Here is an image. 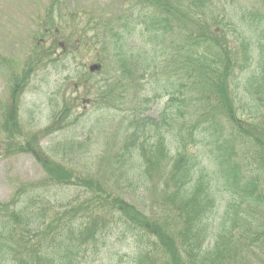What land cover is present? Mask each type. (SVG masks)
<instances>
[{
    "label": "trees",
    "instance_id": "trees-1",
    "mask_svg": "<svg viewBox=\"0 0 264 264\" xmlns=\"http://www.w3.org/2000/svg\"><path fill=\"white\" fill-rule=\"evenodd\" d=\"M56 2L46 11L43 38L56 33ZM128 13L131 21L90 19L81 28L71 16L74 27L63 41L70 49L59 51L56 39L44 49L35 44L20 76L9 78L0 103V152L31 156L41 177L0 203V264H81L115 231L134 242L135 264H244L248 254L264 264V254L255 258L258 249L264 252V0H249L231 16L213 0H142ZM133 33L157 40L151 53L124 45ZM89 48L104 55L103 76L76 75L73 89L91 95L101 115L118 118L110 135L116 171L107 175L115 185L123 180L148 195L142 210L114 191L109 178L47 155L41 133L19 123L20 99L33 72L76 52L83 57ZM11 67L0 57L1 69L11 74ZM242 77L246 95L238 94ZM147 78L168 89L155 118L142 110L151 100L143 95ZM237 143L260 174L246 175ZM67 187L78 189L81 201L59 207L61 214L39 210L50 189ZM221 192L229 200L216 216Z\"/></svg>",
    "mask_w": 264,
    "mask_h": 264
},
{
    "label": "rangeland",
    "instance_id": "rangeland-1",
    "mask_svg": "<svg viewBox=\"0 0 264 264\" xmlns=\"http://www.w3.org/2000/svg\"><path fill=\"white\" fill-rule=\"evenodd\" d=\"M248 1L213 0V3L219 10L223 7L225 15L231 16L242 11ZM52 2L53 0H0V57L11 60L12 64L11 74H8L4 68H0V103L5 101L9 78L20 76L24 65H27L28 57L36 50L35 44L38 45L37 48L44 49L52 39H56V47L59 51L70 49V45L64 44L63 41L67 39V35L74 27L69 23L71 16H75L80 28L90 19H93L95 23L100 18L103 19L102 21L121 18L131 21L128 10H133L136 3L142 0H57L53 9L54 18L57 21V34L52 29L45 36L46 38H43L40 35L44 29L46 11L50 9ZM123 23L128 26L124 21ZM233 24L239 27L236 20ZM143 28L144 26L141 30ZM236 35H238V29L232 38L235 41ZM75 39L76 37L73 40ZM124 45L134 52L151 53L152 48L157 45V40L147 35L133 33ZM89 49L90 52L84 53L83 57L76 52L73 57L64 58L54 67L43 65L33 72L26 91L20 99L19 123L24 131L36 130L41 133L40 145L47 155L78 172L109 178V182L116 188L114 191L142 210L149 206L148 195L134 185L128 186L123 180H119V183L115 185L114 179L108 177L109 170L116 171L117 163L111 160L113 155L110 153L112 148L110 135L114 134L113 126L118 122V118L111 113L101 115L103 112L95 111L91 95L85 94L80 88L73 89L76 75L87 74L90 65H100L99 62L104 59L102 52L97 53ZM82 64L86 66L83 67ZM101 71L102 68L93 75L95 81L103 76ZM247 75H249L248 71L243 76ZM144 82L146 86L143 95L146 94V97L151 100L146 107H142L143 114L145 117L155 118L168 100L165 94L168 89L163 87L162 82L155 84L151 78L145 79ZM239 82L238 94L246 95L247 91L243 86L245 78L242 77ZM76 97L74 101L76 103L72 104L68 100ZM246 98L241 105L246 104ZM65 105L69 107L68 114H59ZM115 114L120 117L119 113ZM45 130L55 131L46 135ZM112 149L115 150V146ZM236 151L237 160L249 171L246 175H250L251 172L253 177L260 174L256 169V163L251 160L250 153H245L243 145L240 146L237 143ZM247 164L250 166L247 167ZM40 177V167L31 156L13 153L8 156L0 152V203L9 202L12 197L22 193L20 190L23 186L36 184ZM77 190L73 187L50 189L42 202L39 201V210L63 213L64 209L59 207L71 200L81 201L77 198L80 194ZM226 196L222 192L216 195V216L223 214L227 203ZM24 197L26 196L22 198ZM47 201L50 202V206L46 205ZM48 215L50 217V212ZM89 250L83 256L81 264H135L134 242L126 236L122 237L121 232L115 231L109 236L101 249L97 246V249ZM257 251L255 258L261 259L264 252H260L259 249ZM249 256L250 254L246 256L250 259L244 261V264H258L254 257Z\"/></svg>",
    "mask_w": 264,
    "mask_h": 264
},
{
    "label": "water",
    "instance_id": "water-1",
    "mask_svg": "<svg viewBox=\"0 0 264 264\" xmlns=\"http://www.w3.org/2000/svg\"><path fill=\"white\" fill-rule=\"evenodd\" d=\"M92 69H97V68L94 66V67H91V70H92Z\"/></svg>",
    "mask_w": 264,
    "mask_h": 264
}]
</instances>
